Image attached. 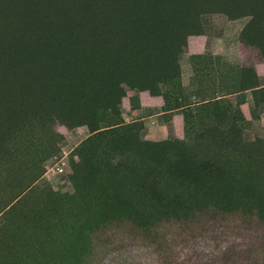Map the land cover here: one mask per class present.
<instances>
[{
    "label": "rangeland",
    "instance_id": "374dc122",
    "mask_svg": "<svg viewBox=\"0 0 264 264\" xmlns=\"http://www.w3.org/2000/svg\"><path fill=\"white\" fill-rule=\"evenodd\" d=\"M83 1L0 0V264H264V3Z\"/></svg>",
    "mask_w": 264,
    "mask_h": 264
},
{
    "label": "trees",
    "instance_id": "16d2710c",
    "mask_svg": "<svg viewBox=\"0 0 264 264\" xmlns=\"http://www.w3.org/2000/svg\"><path fill=\"white\" fill-rule=\"evenodd\" d=\"M248 1H250V3L253 2L251 0H248ZM235 2L239 3V1H236V0L235 1L231 0V2H225L223 0L194 1V3L190 4L187 8L189 10V13L187 16L188 19H186L187 21H185L184 23H189V26L192 25L193 24V21H192L193 18L197 19V17H199V15L201 14L202 7L205 8L206 6L209 7V9L225 12L226 14L230 15L231 10L228 7V5L234 4ZM259 3L263 4L264 0H259ZM73 5L74 4H68L66 6V8H64L62 10L61 13H63L65 15V17H66L65 20L69 21L72 18L74 12H76L77 9L78 10L80 9L81 14H82L80 17L84 18L86 23L84 24L85 26L81 25L78 28H82L81 29L82 33L87 34L90 37V40L94 41L96 39V33L99 32L100 23L104 20L105 16L107 15V12L109 10L108 3H102L100 0H86L83 2H77V6H75V9L72 10V12L67 13L72 7H74ZM161 12L164 15L165 8H164V6L162 7V5H161ZM240 12L243 13V10H240ZM252 16L254 17L255 15L252 14ZM160 17L162 18V16H160ZM162 25H163V28L166 26L164 23ZM54 28H57V27H54ZM181 29H182V31L180 29H178V30L176 29L174 31L170 30L169 32L170 33L173 32V34H174L173 37H176V38L178 37L179 39L182 38L181 42L183 43L184 42L183 38H185V34L188 32V30L186 28H183L182 25H181ZM182 32H184V36H183ZM73 34H75V33L73 32ZM55 36H56V34L54 36L49 37V38L54 40ZM71 36L74 37L75 35H71ZM79 43L80 44H86V43L81 42V41ZM81 48L83 50H85L86 46L81 45ZM175 75L178 76L179 75L178 72ZM110 83H111V85H113L116 88L112 89L111 91H108L104 101H102V103L106 106L105 107L106 109L112 108L113 106L116 105V102L121 97L122 91H123V88L121 87L122 82H120V84H119V82L116 83V81L112 80V82H110ZM192 105H196V103L190 102V103H188V106L186 108H190ZM89 154H90V152L89 153H87V152L83 153L82 154L83 160L84 159L88 160Z\"/></svg>",
    "mask_w": 264,
    "mask_h": 264
},
{
    "label": "crops",
    "instance_id": "0c3cea01",
    "mask_svg": "<svg viewBox=\"0 0 264 264\" xmlns=\"http://www.w3.org/2000/svg\"><path fill=\"white\" fill-rule=\"evenodd\" d=\"M160 115V114H159ZM158 115V116H159ZM176 116V115H175ZM172 121H169L168 123H167V125H172L173 124V122H174V120H175V117H173V119H171ZM160 125H162V124H160ZM161 127V130H163L164 128H165V126H160ZM168 130H169V128H168Z\"/></svg>",
    "mask_w": 264,
    "mask_h": 264
},
{
    "label": "built area",
    "instance_id": "2783aa9c",
    "mask_svg": "<svg viewBox=\"0 0 264 264\" xmlns=\"http://www.w3.org/2000/svg\"><path fill=\"white\" fill-rule=\"evenodd\" d=\"M58 170H63L62 166H59V167H58Z\"/></svg>",
    "mask_w": 264,
    "mask_h": 264
}]
</instances>
